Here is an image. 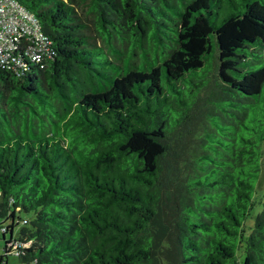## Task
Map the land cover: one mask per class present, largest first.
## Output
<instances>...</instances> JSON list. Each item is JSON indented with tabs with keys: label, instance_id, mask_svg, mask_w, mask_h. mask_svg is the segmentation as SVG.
<instances>
[{
	"label": "trees",
	"instance_id": "16d2710c",
	"mask_svg": "<svg viewBox=\"0 0 264 264\" xmlns=\"http://www.w3.org/2000/svg\"><path fill=\"white\" fill-rule=\"evenodd\" d=\"M21 1L52 52L0 65V263L264 264V0Z\"/></svg>",
	"mask_w": 264,
	"mask_h": 264
},
{
	"label": "built area",
	"instance_id": "2783aa9c",
	"mask_svg": "<svg viewBox=\"0 0 264 264\" xmlns=\"http://www.w3.org/2000/svg\"><path fill=\"white\" fill-rule=\"evenodd\" d=\"M51 52V40L38 15L21 0H0V65L21 67L24 58L40 62ZM9 245L13 250L23 246L16 240Z\"/></svg>",
	"mask_w": 264,
	"mask_h": 264
},
{
	"label": "rangeland",
	"instance_id": "374dc122",
	"mask_svg": "<svg viewBox=\"0 0 264 264\" xmlns=\"http://www.w3.org/2000/svg\"><path fill=\"white\" fill-rule=\"evenodd\" d=\"M78 10H79V12H80L83 16H85V15L87 14V12H86L85 9L79 8ZM85 18H87L88 22L90 23V25H91L92 27L95 26L94 23H93V22H94V21H93L94 16H93L92 14H87V17H85ZM263 147H264V144H263ZM262 181H263V180L260 181L259 186H258V195L261 194L262 191H263V187H262L263 183H262ZM168 205H169V204H168ZM170 206H172V205L170 204ZM165 211L167 212L168 217L171 218L170 213H169V212H170V209L167 208V209H165ZM172 211H174V210L172 209ZM255 213H256V212H254L253 216L255 215ZM16 215H17V217H19V218H21V219H30L31 217H33V213H32V212H25V211H23V210L17 211V212H16ZM173 215H174V214H173ZM253 216H252V217H253ZM0 223H1V225H8V224L10 223V220L8 219V220L3 221V219L0 218ZM23 225H24V224H23L22 222H20L19 224H17V225L15 226V228H14V232H13V233H14V234H13L14 236L17 237V235H19V232H20L21 228L23 227ZM26 226H31V224L28 223V224H26ZM170 232H171V233L173 232V229H172V228L170 229ZM9 237H10V234L7 233V234H6V238H9ZM169 237H170L171 239H174V235H172V234H169ZM4 246H5V239H3L2 233L0 232V255L4 253ZM239 254H240V258L243 259V253H242L241 251H239ZM0 264H1V263H0ZM7 264H21V262H20V259H19V257H18L17 255H15V254H10V255L8 256V258H7Z\"/></svg>",
	"mask_w": 264,
	"mask_h": 264
}]
</instances>
